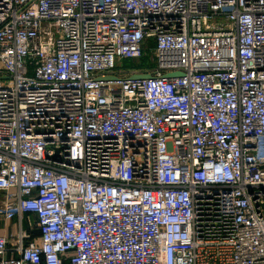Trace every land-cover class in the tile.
<instances>
[{
	"label": "built area",
	"instance_id": "built-area-1",
	"mask_svg": "<svg viewBox=\"0 0 264 264\" xmlns=\"http://www.w3.org/2000/svg\"><path fill=\"white\" fill-rule=\"evenodd\" d=\"M0 194V264H264V0H0Z\"/></svg>",
	"mask_w": 264,
	"mask_h": 264
},
{
	"label": "rangeland",
	"instance_id": "rangeland-1",
	"mask_svg": "<svg viewBox=\"0 0 264 264\" xmlns=\"http://www.w3.org/2000/svg\"><path fill=\"white\" fill-rule=\"evenodd\" d=\"M154 44L152 41L149 43L143 44L144 54L142 55L141 59L138 60H125L121 61L120 63H117V70L115 71L116 74H119L120 76H123L125 74L127 75H147L149 74L153 68H154V62H153V48ZM33 220H30V227H29V233L34 232L33 227Z\"/></svg>",
	"mask_w": 264,
	"mask_h": 264
},
{
	"label": "crops",
	"instance_id": "crops-1",
	"mask_svg": "<svg viewBox=\"0 0 264 264\" xmlns=\"http://www.w3.org/2000/svg\"><path fill=\"white\" fill-rule=\"evenodd\" d=\"M2 196L0 194V204H1ZM30 216H25L22 228L28 229L30 227ZM19 227V222L17 220H13L10 222L5 221L0 213V235H5L8 238V246L13 247L16 242V233Z\"/></svg>",
	"mask_w": 264,
	"mask_h": 264
},
{
	"label": "trees",
	"instance_id": "trees-1",
	"mask_svg": "<svg viewBox=\"0 0 264 264\" xmlns=\"http://www.w3.org/2000/svg\"><path fill=\"white\" fill-rule=\"evenodd\" d=\"M30 217H31V219L33 220V227H34V232H32V235L34 236V237H36V236H38L39 235V233H38V230H37V228H36V217H34L33 215H30ZM28 231H29V228L27 229Z\"/></svg>",
	"mask_w": 264,
	"mask_h": 264
},
{
	"label": "water",
	"instance_id": "water-1",
	"mask_svg": "<svg viewBox=\"0 0 264 264\" xmlns=\"http://www.w3.org/2000/svg\"><path fill=\"white\" fill-rule=\"evenodd\" d=\"M179 76V75H181L180 73H175L174 75H170L171 77L172 76ZM131 78H133V79H142V78H149V75H142V76H138V75H133V76H131Z\"/></svg>",
	"mask_w": 264,
	"mask_h": 264
}]
</instances>
